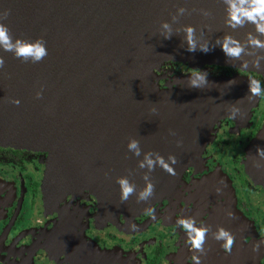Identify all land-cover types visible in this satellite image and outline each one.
<instances>
[{"label":"water","instance_id":"water-1","mask_svg":"<svg viewBox=\"0 0 264 264\" xmlns=\"http://www.w3.org/2000/svg\"><path fill=\"white\" fill-rule=\"evenodd\" d=\"M179 7L190 14L180 16L173 29L192 25L210 42L226 33L243 39L251 30L228 29L220 0H0V12L9 11L2 22L13 37L42 36L48 50L35 64L0 51L5 59L0 69V149L47 154L49 193L67 189L71 179L74 186L91 187L100 202L122 203L116 178L132 170L128 178L139 190L147 171L137 168L142 156L126 149L133 137L142 152L155 151L165 159L172 154L178 160L176 176L159 167L151 172L155 195L149 201L137 203L133 195L123 202L143 208L155 203L199 161L214 124L229 116L231 105L245 119L258 101L246 96L248 78L207 77L204 88L197 89L188 87L184 77L180 86L163 89L154 83L158 67L179 65L189 71L221 66L264 77V67L243 70L239 61L228 63L219 46L208 53L188 52L182 32L164 39L160 22L171 23ZM193 9L210 10L212 17ZM229 81L235 83L229 86ZM37 91H42L40 99ZM257 147L264 148V126L247 151L253 163L246 165L250 176L264 184V158ZM257 164L261 167L253 166Z\"/></svg>","mask_w":264,"mask_h":264},{"label":"flooded vegetation","instance_id":"flooded-vegetation-1","mask_svg":"<svg viewBox=\"0 0 264 264\" xmlns=\"http://www.w3.org/2000/svg\"><path fill=\"white\" fill-rule=\"evenodd\" d=\"M199 70L209 78L252 76L264 87V77L252 73L221 66ZM192 72L167 65L157 84L175 88ZM263 126L264 97L245 119L220 118L199 161L145 208L100 202L91 187L74 186L71 179L67 189L49 193L47 154L0 149V264H193L176 223L190 216L198 225H211L213 231L221 226L236 237L226 255L209 236L201 264H264V247L252 252V244L264 239V184L246 169L253 163L248 148Z\"/></svg>","mask_w":264,"mask_h":264},{"label":"clouds","instance_id":"clouds-1","mask_svg":"<svg viewBox=\"0 0 264 264\" xmlns=\"http://www.w3.org/2000/svg\"><path fill=\"white\" fill-rule=\"evenodd\" d=\"M224 6V24L232 32H238L240 29H245L251 26V30L244 33L243 39H237L230 33L217 37L214 41L203 39V30L197 34V28L192 25H182L175 30L172 24L178 22L179 17L182 15L190 14L184 7L176 9V14L171 15V23L168 21L160 22V31L164 39H170L175 31L176 34L183 33V41L186 44L188 52H196L199 50L203 53H208L214 47L219 46L224 53L227 62L239 61V66L243 70L253 68L261 70L264 61V0H220ZM199 11L200 15L204 18L212 17V12L207 9H193ZM9 11L5 10L0 12V51L11 53L14 58L19 59L22 63H39L47 55L46 41L43 37H38L34 40L14 38L9 27L2 21L8 18ZM252 58V59H247ZM231 64V63H230ZM5 65V59L0 55V69ZM248 94L246 95L249 101L257 97H264V87H262L260 80L249 76L248 77ZM208 83L207 72L199 69H194L188 76L187 85L190 88L202 89ZM235 81H229L228 85L234 84ZM37 99L42 96V91L35 93ZM13 105H19V99H10ZM151 111L155 112L153 108ZM241 116V110L235 104L231 105L229 109V118L235 120L237 116ZM170 134L175 135L174 132ZM179 147L181 142L177 141ZM126 149L132 153L134 157H141L137 160L138 169H147L141 175L144 181V186L138 190L135 183L131 182L128 176L132 175V170L128 171V176L117 177L115 183L119 186L120 201L126 202L130 197L135 195L137 203L147 202L155 195V184L151 178V172L156 167L161 168L164 172L171 176H176L173 165L178 163L176 156L169 154L167 159L155 151L142 152L140 141L128 137ZM256 153L258 156L264 158V148L257 147ZM260 168L261 165H253ZM107 176V173H105ZM217 194H221L222 189H216ZM154 214V209H148ZM227 215L231 218L232 213L228 212ZM177 226L183 229L185 233V243L192 251L191 260L193 264H201V258L207 255L208 249L205 247L207 239L220 242V248L226 255H231L233 246L236 244V237L227 229L217 226L213 231L211 225L199 224L194 216L182 217L177 220ZM132 230L136 229L135 224H130ZM261 247H264V239H260L252 244V252L259 253Z\"/></svg>","mask_w":264,"mask_h":264},{"label":"trees","instance_id":"trees-1","mask_svg":"<svg viewBox=\"0 0 264 264\" xmlns=\"http://www.w3.org/2000/svg\"><path fill=\"white\" fill-rule=\"evenodd\" d=\"M165 66H167V65L164 64V65H161L158 67V70H156L157 75H159L161 69L164 68ZM159 78H161V77L159 76ZM157 81H158V78L156 80L154 79V83H157Z\"/></svg>","mask_w":264,"mask_h":264},{"label":"rangeland","instance_id":"rangeland-1","mask_svg":"<svg viewBox=\"0 0 264 264\" xmlns=\"http://www.w3.org/2000/svg\"><path fill=\"white\" fill-rule=\"evenodd\" d=\"M171 86V85H170Z\"/></svg>","mask_w":264,"mask_h":264}]
</instances>
